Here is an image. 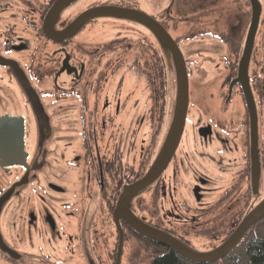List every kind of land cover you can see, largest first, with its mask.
Here are the masks:
<instances>
[{
  "label": "flooded vegetation",
  "instance_id": "af4514ba",
  "mask_svg": "<svg viewBox=\"0 0 264 264\" xmlns=\"http://www.w3.org/2000/svg\"><path fill=\"white\" fill-rule=\"evenodd\" d=\"M59 1L0 0V120L24 118L26 138L25 152L21 142L11 158L0 150V200L15 187L0 215L4 241L1 224L9 214L6 222L18 240H29L35 230L47 246L62 244L68 262L79 257L81 264H117L121 233L115 209L125 188L142 180L160 157L177 77L172 49L138 21L104 16L74 27L85 13L109 8L149 16L183 55L189 78V113L175 156L155 184L134 197L131 211L190 250L212 252L264 201V142L258 197L252 118L238 82L253 20L251 0H233L222 10L221 0H75L54 15ZM260 4L248 79L264 139ZM210 68L221 82L219 96L203 100L198 91ZM127 78L142 85L128 88ZM217 98L215 109L210 102ZM6 160L24 167H2ZM120 226L123 264L126 245L138 239L126 222ZM9 244L24 256L17 264H49L42 252ZM0 259L15 264L1 249Z\"/></svg>",
  "mask_w": 264,
  "mask_h": 264
},
{
  "label": "water",
  "instance_id": "95a60500",
  "mask_svg": "<svg viewBox=\"0 0 264 264\" xmlns=\"http://www.w3.org/2000/svg\"><path fill=\"white\" fill-rule=\"evenodd\" d=\"M75 0H60L53 9L54 15L60 13L62 10L68 7ZM252 8H253V16H252V24L250 26V32L247 38V46L246 53L242 60V64L240 66L239 74L240 77L238 82L243 85V89L245 92L247 105L250 108V116L252 118L251 121V129H252V183L254 185L253 194L258 197L261 196V188H260V179L262 178V164L260 161L261 154L259 149V117L257 116V106H255L254 97L252 96L251 87L249 85L248 79V66L249 60L252 55V49L254 45V40L256 38L258 32V26L260 23V16L262 14V8L259 0H251ZM118 10H111L109 8L104 9H93V11L87 12L82 15L78 21H76L75 26L83 24L88 20H93V18L104 17V16H115L119 15L123 18L131 19L135 22H139L140 24L147 27L156 37H161L166 45L169 46V49H172V53L174 56V64L176 66V77H177V94L176 101L174 103V111L172 115V123L169 127V133L165 140L164 147L160 153V157L155 161L152 165L151 169L144 176V178L134 185L126 187L122 196L119 199L117 207L115 209V222H117L119 232L121 233L120 239V248L118 252V260L117 264H120V260L122 257V249H123V233L121 232L120 221L126 222L129 227L133 230V232L140 235L145 240H149L156 244H160L165 247L169 251L175 252L180 258L182 257L184 260L188 262H193L195 264H214L216 262H221L227 256L231 255L235 249L240 245V243L245 239V236L252 230L256 224L264 218V201H262L258 206L255 207L252 211L245 214L244 219L241 221V224L237 227L234 233L228 238L227 241L224 242L221 246L216 249H213L212 252H196L187 248L183 243L175 240L170 235H167L163 231L156 230L147 223L145 224L143 221L139 220V218L133 214L131 211V203L134 200V197L142 194L145 190L149 189L153 184H155L156 180L161 177L162 173L169 166L168 164L175 156L176 149L179 146V142L183 136V131L186 125V118L189 113V78L187 77V68L184 64L183 55H181L177 46L174 44L172 39L168 34L161 29L149 16L142 13L135 12H125L116 14ZM76 28V27H75ZM237 82V83H238ZM25 121L24 118L16 119V118H3L0 120V150L3 148L7 154H10V158L12 155H15V149L19 147V143L22 144V149L25 147ZM14 126L16 128H20V130H11L8 131L9 127ZM3 127V128H2ZM4 139V141H2ZM14 145H16L14 147ZM25 152V149H24ZM23 163V162H22ZM2 167L12 168L13 166H21L24 167V164L18 162H10L5 161L1 164ZM28 176V175H27ZM27 180V178H25ZM22 181L18 186H23L26 181ZM260 182V183H259ZM14 189H12L9 193L3 196L0 200V215L5 206V204L12 198L14 195ZM1 217V216H0ZM0 249L2 252L7 255L8 259H10L13 263H24V256L18 252H16L13 248H11L1 236L0 232ZM96 264L94 261H89L90 264Z\"/></svg>",
  "mask_w": 264,
  "mask_h": 264
},
{
  "label": "rangeland",
  "instance_id": "374dc122",
  "mask_svg": "<svg viewBox=\"0 0 264 264\" xmlns=\"http://www.w3.org/2000/svg\"><path fill=\"white\" fill-rule=\"evenodd\" d=\"M232 1L233 0H221V10L224 9V8L227 9L230 5H233ZM260 2H262L263 5H264V0H260ZM261 37H264V29L262 31ZM217 41H218L217 39H208L205 42L209 43V44H215V42H217ZM218 45L221 46L222 44L218 42ZM197 53L204 54V52H201V53L197 52ZM201 60H202V58L199 56V65L202 64ZM210 70H211V72L208 74V77L205 79V81H207V82H205V84H203L201 86L202 88L199 91H198V89L196 87L197 84L194 86V84L191 82L192 90L195 89L196 92L198 91V96L200 98H202L203 100L206 99L205 98L206 96H208V97L211 96V95L213 97L219 96V87H220L219 85H220L221 82L219 80L218 81L214 80V78H215L214 74H216V72L212 68H210ZM194 74L197 75L198 73L195 71ZM126 80H127L128 88L129 87H131V88L135 87L136 88V87L142 85L141 83L139 84L134 79H130V78L128 79L127 78ZM200 82L201 81H199V83ZM111 83L112 82L110 81L109 84H111ZM203 87H204V89H203ZM210 103H211L210 105L212 106V108L216 109L219 106V99L217 98L214 101V103H212V102H210ZM240 105H241V100H240ZM138 110H140V108ZM233 114H234V112H233ZM235 115H238V111L235 113ZM124 123H126V121ZM136 123L138 124V122H136ZM146 127H147L146 125L143 126L142 133L144 132V129ZM258 128H259V134H258L259 149H261L262 145H263V142H264V139H263V128H262V124H261L260 120H259V123H258ZM241 150L243 151V149H241V146H240V151ZM241 157H242V155L240 154V158ZM240 161L242 162L243 159L241 158ZM238 195H239V199H240V196H241V198H242V196L244 197L245 191H243L241 194L238 193ZM145 199L148 200L147 198H145ZM239 206H240V216H241V212H242L243 208H245V206H246L245 199L243 201V204L242 205L239 204ZM10 217H11V215L6 214V216H4L3 223L1 224L2 234H3V236L7 237L6 241H5L6 243L9 244L10 241H11V242H13L16 245L15 247L20 248L23 251H30V252L33 251V252H35L37 250L39 252H42L43 254H45V255H47V256H49L51 258L50 260L46 261L49 264H61L62 261H65L66 258H69L67 256V254L65 253V251L63 249L64 246H62V244L61 245H57V244L54 245V243H52V245L47 246V243H46L45 240H42L41 238L36 237L35 230H33L31 237H29V240L28 239L27 240H18L17 238H15L14 236H15L16 232H18V231H16V232L14 231L13 232L12 229H11V226L9 224V221L6 222V220H8V218H10ZM39 221L41 222L42 218H40ZM18 235H21V233L19 232ZM18 241H23V243H20ZM129 243L130 244L126 245V250L124 252V254H126V255H125L123 264H148L152 260V258L154 257L153 253H149V251H148V249L151 248V246H149L148 244L144 245L139 240H136V241L131 240ZM31 245H33V246L31 247ZM213 246H215V244H213ZM198 247L201 248V246H198ZM29 255H32V254H29ZM0 264H10V263L0 259ZM27 264H34V263L33 262H28ZM65 264H81V260L79 259V257L78 258H73L69 262L66 260Z\"/></svg>",
  "mask_w": 264,
  "mask_h": 264
},
{
  "label": "trees",
  "instance_id": "16d2710c",
  "mask_svg": "<svg viewBox=\"0 0 264 264\" xmlns=\"http://www.w3.org/2000/svg\"><path fill=\"white\" fill-rule=\"evenodd\" d=\"M134 236L144 245L151 246L148 251L154 257L148 264H195L180 258L160 244L145 240L135 232ZM214 264H264V218L249 231L231 255Z\"/></svg>",
  "mask_w": 264,
  "mask_h": 264
}]
</instances>
